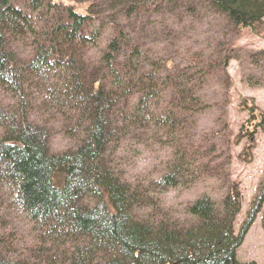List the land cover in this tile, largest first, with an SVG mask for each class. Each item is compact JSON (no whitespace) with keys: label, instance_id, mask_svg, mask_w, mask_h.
<instances>
[{"label":"trees","instance_id":"1","mask_svg":"<svg viewBox=\"0 0 264 264\" xmlns=\"http://www.w3.org/2000/svg\"><path fill=\"white\" fill-rule=\"evenodd\" d=\"M263 20L264 0H0V264H255L235 253L264 179L235 234L227 126L198 122ZM212 178L218 202L161 203Z\"/></svg>","mask_w":264,"mask_h":264},{"label":"rangeland","instance_id":"2","mask_svg":"<svg viewBox=\"0 0 264 264\" xmlns=\"http://www.w3.org/2000/svg\"><path fill=\"white\" fill-rule=\"evenodd\" d=\"M97 4L98 0H94V5ZM101 8L103 11L106 10L105 6ZM223 31L221 26V33ZM235 45L241 47L242 52L236 53L237 59L230 61L225 69L221 68L219 91L221 101L220 104L218 103L221 112L218 111V107L206 111L198 122V129L200 132L209 131L211 134L215 131L220 132L221 135V130L227 126L230 150L225 151L224 146H221L220 157L221 162L227 156L231 157L229 163L224 165L228 177L224 181L225 188L226 183H233L238 186L241 195V210L233 227L234 233L237 234L252 200L258 193L259 184L264 179V68L253 65L258 60L256 51L259 53L264 50V20L263 24L253 31L243 30ZM15 50L18 51L17 48ZM211 88L215 89V86ZM208 94L213 98V91H209ZM218 114L225 115L220 118ZM246 133L254 135V143L247 147V153L244 154V149L249 143L245 137L242 138ZM62 147L63 144L61 147L57 143L54 144L57 151L62 150ZM215 186L214 178L203 182L200 180L190 189L163 193L161 203L167 209L177 211L183 208L185 203L192 202L202 195H209L212 200L218 202L219 196L225 193V189H221L217 194L218 190L216 192ZM263 216L264 203L261 212L256 215L240 247L236 250L235 258L239 263L264 264Z\"/></svg>","mask_w":264,"mask_h":264}]
</instances>
